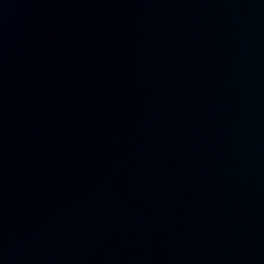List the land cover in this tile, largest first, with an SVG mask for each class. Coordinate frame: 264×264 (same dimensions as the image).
<instances>
[{"label":"water","instance_id":"95a60500","mask_svg":"<svg viewBox=\"0 0 264 264\" xmlns=\"http://www.w3.org/2000/svg\"><path fill=\"white\" fill-rule=\"evenodd\" d=\"M0 264H264V0H0Z\"/></svg>","mask_w":264,"mask_h":264}]
</instances>
